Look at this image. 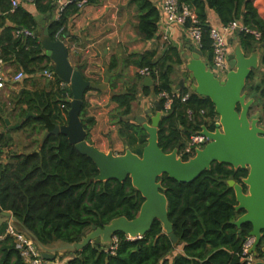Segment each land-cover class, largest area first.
Wrapping results in <instances>:
<instances>
[{"label":"trees","instance_id":"1","mask_svg":"<svg viewBox=\"0 0 264 264\" xmlns=\"http://www.w3.org/2000/svg\"><path fill=\"white\" fill-rule=\"evenodd\" d=\"M78 1L68 4L59 18L49 22L53 39H56L55 34L60 28L67 32L70 17L80 11ZM98 1L88 0V3ZM131 2L137 5L140 12L138 35L145 40L152 39L159 29L160 8L153 0ZM180 4L189 6L197 15V25L203 32L200 49L209 64L213 58L211 26L208 23L210 10L217 13L224 25L240 20L248 28L262 33L260 39L253 33H239L238 38L247 53L264 44V17L256 0H180ZM35 5L36 11L42 14L53 12L56 8L52 0H37ZM35 16V12L24 5L13 7L11 0H0V57L6 63L16 64L18 70L26 74L49 68L51 63L42 47L40 23ZM15 26L32 29L37 36L18 38L14 35ZM173 50L177 53L176 49H171V55L167 54L163 62L156 50L147 52L143 60L134 62L139 68L149 67L152 70V85L143 84L145 77L137 74L138 81L127 83L112 96L118 104L120 135L139 155L147 144L148 134L141 124L131 120L132 105L140 91L145 96L154 97L162 92L174 91L171 78L173 63H181V59H173ZM125 62L133 63L130 58H126ZM254 73L249 80L253 79ZM261 76L260 82L255 87L251 86L255 90L254 97L258 99L250 110V116L259 118L264 126V114H254L260 107L264 112V70ZM56 77V90L52 87L49 91L43 89L23 94L28 111L36 112L37 116L27 118L21 128L36 123L51 130L57 124L67 122L70 103L65 101V93L60 87L62 80ZM179 93H189V98L176 100L160 123V146L166 152L178 145L181 151L185 142L204 124L211 130L216 127L215 121H208V118L218 117L210 98L202 97L190 88H182ZM159 102L164 109L165 99L161 98ZM60 104H65V108H60ZM84 108L85 105L82 113ZM188 110L193 111L192 118ZM202 110L205 114H201ZM88 122L93 125L95 119L90 118ZM84 125L86 129L90 127L89 124ZM10 141L6 134L0 133V205L18 219L19 224L15 225L18 230L27 229L44 244L54 240L73 243L81 241L92 224L101 226L120 216L134 219L138 215L145 199L133 186L131 178L124 182L115 179L92 181L99 174L97 165L81 154L67 135L51 134L43 145L39 144L38 148L28 152H6L5 147ZM4 154L6 159L2 160ZM184 158L189 159L188 156ZM247 176L248 169H235L219 162L189 183L178 182L165 174L160 180L166 188L174 232L180 238L177 245L157 220L145 236L129 239L124 233H118L119 242L114 251L105 245L91 244L79 251L69 264H170L168 256L174 252L176 255L171 264H249L243 259V244L251 225H243L240 234L233 223L242 212L236 211L235 191L228 184L232 178L241 182ZM179 247L182 251H178ZM257 252L258 258H264L261 248ZM0 264H26L9 235L0 240Z\"/></svg>","mask_w":264,"mask_h":264},{"label":"water","instance_id":"2","mask_svg":"<svg viewBox=\"0 0 264 264\" xmlns=\"http://www.w3.org/2000/svg\"><path fill=\"white\" fill-rule=\"evenodd\" d=\"M35 18L44 25L43 28H39L40 40L45 54L51 59L50 70L69 84L73 94L72 99L69 100L67 122L47 130L40 145H43L51 134L67 135L70 143L97 165L99 174L92 181L115 179L124 182L130 177L133 186L145 199L134 219L120 216L108 224L101 226L92 224L91 232L79 242L54 240L44 244L27 229L19 230L35 242L42 256L46 259H54L57 252L62 254L68 252L73 255L93 242L96 246L105 245L110 248L114 235L124 233L129 239L141 238L151 230L157 220L162 223L165 233L177 245L180 238L174 232L169 217L166 188L160 177L166 174L178 182L189 183L210 170L216 162L229 164L235 169H248V176L242 178L241 182L233 178L228 180L229 186L234 189L236 195L235 209L237 212H242L233 223L239 228L240 234L243 225L250 224L249 235L255 237L250 253H257L260 248L264 252V126L259 118L250 116L256 98H250L247 90L252 72L264 69L259 61L261 49H254L250 55H247L239 40L230 56L231 70L225 79H220L202 50L195 46L190 47L186 61V69L190 77L187 86L200 96L210 98L220 119L216 123L215 131L203 125L201 133L207 136L208 142L203 148L197 149L193 157L186 160L180 156V145L170 152H166L160 146V123L165 117L160 102L155 114L148 110L146 116H131L132 120L141 124L148 134L142 155L134 152L128 143L125 152L116 155L113 150L105 152L89 143L88 130L85 128L82 114L86 92L89 89L108 88L112 76L109 68L106 71L105 82L89 80L71 63L69 47L65 41L51 37L44 15L38 14ZM153 82L150 76L144 80L146 85H152ZM181 83L183 85V80ZM124 142H127L126 139ZM0 216L10 218L14 225L19 224L12 212L5 211L1 207ZM9 223L7 220L1 224L0 236L6 233ZM255 263L264 264V258Z\"/></svg>","mask_w":264,"mask_h":264},{"label":"crops","instance_id":"3","mask_svg":"<svg viewBox=\"0 0 264 264\" xmlns=\"http://www.w3.org/2000/svg\"><path fill=\"white\" fill-rule=\"evenodd\" d=\"M62 1L68 2L69 0ZM153 1L156 2L157 0ZM60 4L61 2L55 4L56 8L53 12L43 14L44 19L47 21L46 25H49L52 19H56ZM256 4L264 17V0H256ZM25 7L35 12V15L42 14L36 11L35 4L25 5ZM139 14L137 5L132 3L131 0H99L97 3H89L77 14L70 17L67 24V32L64 33L65 43L69 47L71 63L78 67L89 80L98 83L105 82L107 68H109V72L112 74L106 90L89 89L86 92L85 108L82 114L84 123L90 126L87 129L89 143L94 144L97 148L105 152L113 150L116 155L125 152L128 141L126 139L127 142H124L125 138L120 135L119 130L121 125L119 123L118 104L113 101L112 96L126 87V80H130L129 83L138 81L137 74L139 67L134 63L135 61L143 60L147 52L156 50L160 61L163 62L167 54L171 55V49L174 48L177 50V53L173 50V59L175 61L178 58L181 59V63H173L171 78L173 79L174 91H180L182 88H190L187 86L190 83V77L189 71L186 69V61L189 56L190 47L194 46V44L188 37L186 28L182 26L166 28L164 27L165 25L163 26L159 22V29L155 36L150 40H145L137 33ZM208 22L211 24H221L214 10H210ZM39 23L40 28H43L42 21H39ZM229 41L231 43V56L235 44L239 42L238 34L231 35ZM263 45L255 47V49H261L259 61L262 68H264L262 64ZM252 52L246 53L250 55ZM126 58H130L133 63H126ZM111 65H113V68H111ZM5 68L8 73H11V71L17 69V65L6 63ZM44 70L37 71L34 74H27L23 82L8 84L6 85L7 88L5 87L6 89L0 91V96L2 95L0 97V105L2 107L0 110V122H2V126L4 127L2 130L0 127V133L7 134L6 129L8 128H12L10 130H18L27 118H36L37 113L28 111V105L23 102V94L25 92L43 89L49 91L52 87L56 90L54 83L57 77L53 79L47 78L43 73ZM263 70H257V72ZM185 74L187 75L185 76ZM145 78L143 79V84H145ZM261 78L262 76L260 75L259 82ZM182 80L183 85L181 83ZM60 87L65 93V101L69 102L72 99L70 86L62 87L60 84ZM251 95L249 97L253 98L254 95ZM11 98L13 100L16 99L17 103L15 106L16 109H11L9 112L7 111L8 100ZM158 102V96H145L140 91L138 98L133 102V113L130 115V118L132 115L146 116L148 110L155 114L157 112ZM60 108H62V104H60ZM256 111L258 114L256 112L255 116L264 114L261 107ZM90 118L95 119L93 125H90L88 122ZM132 121L136 122L135 120ZM28 127H31L30 129H33L35 132L44 129V134L48 130L44 125L36 123L33 126H26V128ZM8 137L11 138L9 135ZM8 146H10V143ZM7 220L11 222L10 218L0 216V226ZM178 251H182V248L179 247ZM78 252L76 251L73 255L68 252L63 254L57 252L55 258L50 260H66L64 264H69V261ZM258 261H261V259Z\"/></svg>","mask_w":264,"mask_h":264},{"label":"built area","instance_id":"4","mask_svg":"<svg viewBox=\"0 0 264 264\" xmlns=\"http://www.w3.org/2000/svg\"><path fill=\"white\" fill-rule=\"evenodd\" d=\"M13 7H17L20 5H30L35 4L37 0H11ZM54 4H61L58 6L59 11L56 19L60 17L62 10L74 0H69L68 2H63L62 0H52ZM88 0H79L77 2V6L79 9H83L86 5H88ZM157 6L160 8L161 19L160 23L166 27L170 28L173 26H182L185 27L188 33V37L191 39L192 43L195 47L201 48L202 46V38L203 32L201 27L197 25L198 19L195 12L187 5L180 4V0H157ZM190 22V25L187 23ZM210 29V38L212 40V50H213V58L211 60V66L213 71L217 74L220 79H225L227 74L231 70L230 66V37L231 35H235L240 32H249L256 35L257 39L262 37V33L256 30H252L245 26L242 21L236 20L232 21L227 25L224 24H211ZM14 35L18 38H27V37H36L37 34L29 28L23 26H15ZM56 39L65 40L64 36V28H60L56 34ZM6 62L0 57V91L3 90L8 84H16L23 82L26 78V73L23 70H19L16 74L10 75L6 71L5 68ZM44 75L53 79L56 77V74L50 70L49 68H45L43 71ZM138 74L147 77L150 76L152 78V70L149 67H141L138 69ZM157 74V71L155 72ZM153 79V78H152ZM62 87L69 86L66 82L62 81ZM159 99L164 98V109L163 113L167 114L171 109L173 104L179 98L181 101H185L189 98V93L181 95L179 91H173L172 93L162 92L158 96ZM62 108H65V104H62ZM189 117H193V111L188 110ZM201 114H205V111L202 110ZM219 116L214 119L208 121L215 123L219 122ZM205 125V124H204ZM203 127V126H202ZM209 128V127H208ZM216 129V127H215ZM211 130V131H215ZM202 128L197 132L193 133L188 141L185 143L184 147L180 151V156H188L189 158L193 157L196 154L197 149L203 148L208 140L207 136L201 133ZM6 151V150H5ZM2 160L6 159V154L2 155ZM11 236L16 250L18 251L21 258L24 260L26 264H64L66 260H50L46 259L42 256L35 242L26 235V233L19 231L12 222L9 223L7 231L5 234L0 236V240L4 239L6 236ZM119 242V238L117 235L113 237V243L109 249L115 250L117 244ZM255 237L248 236L243 244V259L246 260L249 264L255 262V258L258 254L250 253V249L254 245Z\"/></svg>","mask_w":264,"mask_h":264},{"label":"rangeland","instance_id":"5","mask_svg":"<svg viewBox=\"0 0 264 264\" xmlns=\"http://www.w3.org/2000/svg\"><path fill=\"white\" fill-rule=\"evenodd\" d=\"M41 70H43V69H41ZM41 70L38 69L37 71H41ZM18 71H19L18 68L17 69H14L13 71H11L10 75L12 76V75L16 74ZM254 72H255L254 73L255 76L253 77L252 80L250 79L249 82H248V84H247V90L249 91V95L250 96H252L251 94L255 95V90L251 89V86H254L255 87L258 84L259 79H260V75H261V72L260 71L257 72V70H255ZM186 75L187 74H185V76ZM126 82L129 83L130 80H126ZM6 88H4V89H6ZM11 97H12V95H11ZM2 99H3V97H2ZM8 101H9V103H8L7 111L10 112L11 109H16V107H15L16 106V103H17L16 99L13 100L11 98ZM256 112L257 111H255V113H254L255 115H256ZM257 114H258V112H257ZM0 127H1V130L4 129V127L2 126V122H0ZM30 128L31 127H28V128H26V127L20 128L19 127L18 130H10L12 128L6 129L7 130L6 136L7 137H8V135L11 136V138H10L11 139L10 146L5 147L6 152H8V151H13L14 153L15 152H28V151L34 150L35 148H38V146L41 143V140H42V138L44 136V129L41 130V131L35 132V131H33V129H30ZM33 134H34V136H33ZM90 232H91V228L86 232L85 236L88 233H90ZM92 245H96V244L93 242ZM254 254H256V253H254ZM257 254H258V252H257ZM175 255H176V253L174 252L172 255L168 256L169 261H170V264L173 261ZM260 259L263 260V258H258V256H257L255 258V262H257Z\"/></svg>","mask_w":264,"mask_h":264},{"label":"clouds","instance_id":"6","mask_svg":"<svg viewBox=\"0 0 264 264\" xmlns=\"http://www.w3.org/2000/svg\"><path fill=\"white\" fill-rule=\"evenodd\" d=\"M5 234V233H4Z\"/></svg>","mask_w":264,"mask_h":264}]
</instances>
